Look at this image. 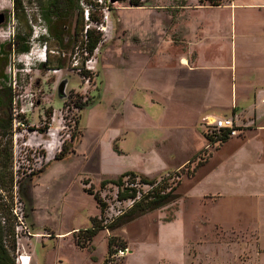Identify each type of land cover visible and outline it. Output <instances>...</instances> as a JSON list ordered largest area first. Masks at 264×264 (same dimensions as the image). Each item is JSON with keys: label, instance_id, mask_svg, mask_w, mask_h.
<instances>
[{"label": "rangeland", "instance_id": "obj_1", "mask_svg": "<svg viewBox=\"0 0 264 264\" xmlns=\"http://www.w3.org/2000/svg\"><path fill=\"white\" fill-rule=\"evenodd\" d=\"M17 1L18 9L13 0H0V14L4 15V22L0 25V90L2 86L10 88L12 95V104L7 112L12 125L7 131L0 132V154L10 156L9 160L0 157V181L5 187L0 189V226H10L9 213L13 216L15 207L18 214L23 215L29 232L30 229L46 231L48 228L57 234L83 228L90 225L91 218L96 216V225L108 227L96 240L95 255L100 259L105 253V235L108 242L112 238L114 250L128 248L120 234L129 243L140 247L144 232L153 231L158 222L167 224L175 221L174 226L178 229L191 228L193 238L205 235L208 239L202 253L200 248L198 254V247L193 244L178 264H238L236 253L231 249L227 251L226 245L217 241L220 236L216 235L214 222L208 223L206 219L210 216L216 220L220 211L206 208L200 202L199 196L206 189L201 175L197 179L187 178L188 171L192 172L201 158H208L222 145L218 141L220 134L206 125L203 133L206 146L187 168H182L181 183L175 192L179 198L175 202L129 223L118 221V217L130 208L131 202L119 201L117 187L107 183L101 188V182L135 173L156 180L157 184L171 175L167 186H174L177 182L174 173L179 171L176 168L193 151L191 141L182 139L178 147L166 145L155 154L149 143L143 151L139 145L141 140L135 133H130L127 141L118 138L121 132L119 124L113 123L112 102L106 92L101 96L103 85L108 86L106 90H111L120 82L116 60L110 53L113 45L110 36L94 55L95 68L78 72L72 66L75 47L82 44L83 23L79 19L78 0L75 9L52 15L46 11V0ZM122 1L121 8L112 9L109 19L115 28L113 37H119L117 44L122 43V36L126 37L124 30L129 31L128 39L131 35L150 39L154 28L147 26L142 31L141 22L157 19L156 12L167 20L172 5L227 7L235 0H145L143 6L138 7L131 6L130 0ZM142 7L145 9H134ZM107 32L100 31L104 36ZM28 34L29 51L19 52ZM56 36H62L63 42L56 40ZM45 46L49 54L47 61L41 59ZM91 105L93 107L90 108ZM79 122L84 136L75 148L80 138ZM50 132L56 134L57 145L47 153L44 147L50 140ZM146 135L145 142H152L147 138L152 133ZM198 141L194 140V148L199 147ZM96 142L98 149L95 148ZM132 180L130 176L125 182H135V188L141 192L149 190L150 186L138 184L140 178ZM126 186L132 187L128 183ZM84 190L99 194L107 206L104 212L101 213L93 196ZM3 220L7 224H3ZM246 221V217L241 218V223ZM238 223L236 221L233 225L230 222L224 226L238 227ZM83 232L74 234L79 243L87 240L88 235ZM18 236L16 249L24 245L33 250L41 262L47 260L50 264H59L56 261L59 259L63 264H91L89 252L79 249L73 237L54 236L49 239L50 236H46L48 239H33L28 245L27 233L20 232ZM4 240L10 247V236ZM159 253L147 257L148 263L159 261ZM124 259L120 263L123 264Z\"/></svg>", "mask_w": 264, "mask_h": 264}, {"label": "crops", "instance_id": "obj_2", "mask_svg": "<svg viewBox=\"0 0 264 264\" xmlns=\"http://www.w3.org/2000/svg\"><path fill=\"white\" fill-rule=\"evenodd\" d=\"M156 14L157 19L141 22L142 31L147 26L154 28L147 40L142 35L128 39L129 31L124 30L127 35L117 44L115 28L108 24L106 37L112 40L110 53L120 82L111 90L103 85L101 96L106 92L112 102L113 123L119 124L120 131L115 129L121 132L117 137L127 141L135 133L143 151L149 143L155 154L160 147H178L182 139L190 140L193 151L176 168L181 170L205 148L207 120L236 118L241 133L214 149L187 178L201 175L206 189L200 202L220 211L216 220L206 219L214 222L220 236L217 241L236 253V263L264 264V0H235L227 7L172 5L167 20ZM78 128L75 148L84 136L80 122ZM149 132L152 135L147 138L152 142H145ZM194 140L199 147L194 148ZM98 145L96 142V149ZM245 217L247 221L241 223ZM94 218L90 225L57 234L48 228L30 229L28 245L33 239H48L46 236L73 237L79 249L89 252L91 264H104L109 252L106 235L105 253L100 259L95 255L96 240L103 231L81 242L82 247L74 235L91 229ZM236 221L238 227L224 226ZM174 222H158L153 231L144 232L140 247L120 234L129 248L123 264H178L193 244L202 253L206 236L195 239L191 228L178 229ZM19 249L30 256V264H50L37 260L34 251L24 245ZM157 252L159 261L148 263L147 257Z\"/></svg>", "mask_w": 264, "mask_h": 264}, {"label": "trees", "instance_id": "obj_3", "mask_svg": "<svg viewBox=\"0 0 264 264\" xmlns=\"http://www.w3.org/2000/svg\"><path fill=\"white\" fill-rule=\"evenodd\" d=\"M16 9L19 8V2L17 0H13ZM46 11L48 15L52 14H59V13H64L66 11H71L72 9L76 8V0H46ZM130 4L132 6H143V3L140 2V0H130ZM78 10H79V0H78ZM79 14V19L83 23V17L81 15V12L78 11ZM46 18V17H45ZM60 35V34H59ZM88 43H87V48L90 53L93 52V50L97 47V45L102 41V34L99 32H96L95 30L89 31L88 33ZM30 34L26 36V39L22 47L19 49V52L25 53L29 51V38ZM59 36H56V40L63 42ZM2 57V54H0V61ZM12 104V95H11V89L10 88H5L2 86V89L0 90V111L4 110L5 108L8 110V106ZM3 112V111H1ZM6 127L0 128L1 130L7 131L12 123V118L7 113V120H6ZM231 137L226 131H221L219 135V140L221 143L226 142L228 139ZM0 157L4 160H9L10 156L6 154H0ZM209 157V155H208ZM208 158H201L199 162L197 163L196 167L192 172L187 173L188 176H192L197 168H199L201 165H203ZM193 162V160L189 161V163L185 166L186 168L188 165H190ZM181 170L175 172V176L177 178V182L174 186H167L168 185V180L171 179V175L169 178L163 179L161 182L158 184L156 183V180H149L146 176L144 175H138L135 173H129L126 176L119 177L117 180H112V181H102L100 186L101 188H104L107 183H111L115 185L118 189L117 192V198L119 201H126V200H133L134 203L132 207H130L126 212H124L121 216L118 217V221H122L124 224L129 223L139 217H142L148 213L154 212L156 210H159L173 202H175L179 196L175 193L177 191V187L181 183V177L183 173ZM12 177V173L9 174ZM132 177V181H135L137 178H140L141 182L138 184L142 185H148L150 186L149 190L146 192H141L135 186L137 185L135 182H125V179L127 177L130 178ZM126 183L130 184L132 187L126 186ZM0 189L3 190L5 189L4 185L0 181ZM87 192L89 195L93 196L94 200L96 201L101 213L105 211L106 209V203H104L99 196V194H94L92 190H84ZM13 198V196H12ZM9 221H10V226L7 228H3L0 226V264H17L15 261V251L17 247V240L15 236V224H14V217L9 213ZM12 221V222H11ZM97 219L94 218L92 220V228L84 231L83 233H86L88 236H86L87 239H90L92 236L96 235L99 231H104L105 229H108V227H102L96 225ZM7 224V222H6ZM1 225V224H0ZM113 227H111V230ZM6 236H10V247L6 244L4 238ZM84 242V241H83ZM77 243L82 247V244L77 241ZM109 246V252L108 256L105 260L104 264H109L110 263V256L115 252L113 249L112 245V238L109 239L108 242ZM115 264H122L120 262L115 263Z\"/></svg>", "mask_w": 264, "mask_h": 264}, {"label": "built area", "instance_id": "obj_4", "mask_svg": "<svg viewBox=\"0 0 264 264\" xmlns=\"http://www.w3.org/2000/svg\"><path fill=\"white\" fill-rule=\"evenodd\" d=\"M145 0H140L143 3ZM122 0L113 2L112 0H79V10L83 17V30L81 33L82 44L77 45L75 47V52L73 53V64L72 66L78 72L89 70L92 71L95 68L96 60H94V55L99 50V47L106 42V36L102 34V41L97 45V47L93 50L92 53L89 52L87 48V43L89 40V31L96 29V32H107L109 19L111 15V11L113 8H121L119 7L122 3ZM130 4V1H129ZM131 5V4H130ZM132 6V5H131ZM83 56H81V55ZM47 47L45 46L43 51L44 61H47L48 57ZM82 59V60H80ZM207 126L211 127L213 130L217 131L219 134L221 131H226L230 137L238 136L241 133L240 128L237 126V120L234 117L227 118H218L214 120H207ZM51 132L48 134L50 135ZM44 149L48 150L46 147ZM132 207L134 201L130 200ZM14 224H15V236L16 240L19 238L18 234L20 232L27 233L30 236L29 229L25 222V219L22 214H18L17 208L12 209ZM5 224V220L2 221ZM107 230V229H106ZM17 256L15 257V261L17 264H24V260L19 255V247L16 249ZM129 254L128 248H121L115 250V252L110 256V263L115 264L120 262L123 258H125Z\"/></svg>", "mask_w": 264, "mask_h": 264}, {"label": "bare ground", "instance_id": "obj_5", "mask_svg": "<svg viewBox=\"0 0 264 264\" xmlns=\"http://www.w3.org/2000/svg\"><path fill=\"white\" fill-rule=\"evenodd\" d=\"M6 4V3H5ZM1 6V5H0ZM2 7V6H1ZM1 32V31H0ZM7 37V36H6ZM5 41V40H4ZM37 57H39V56H37ZM40 59V58H39ZM41 59H43V57L41 58ZM44 61V60H43ZM49 137H50V140L49 141H47V143H46V145H45V147L47 148V150L48 151H50V152H52L54 149H55V147H56V145H57V143H56V141H55V138H56V134L55 133H51L50 135H48ZM56 144H55V143ZM19 255H21V257L23 258V262H24V264H30V256H28L24 251H21L20 249H19Z\"/></svg>", "mask_w": 264, "mask_h": 264}, {"label": "flooded vegetation", "instance_id": "obj_6", "mask_svg": "<svg viewBox=\"0 0 264 264\" xmlns=\"http://www.w3.org/2000/svg\"><path fill=\"white\" fill-rule=\"evenodd\" d=\"M1 111H3V112H1ZM1 111H0V128L6 127V122H7L6 120H7V112H8V110L5 108L4 110H1ZM20 123H21V121H20ZM11 125H12V123H11Z\"/></svg>", "mask_w": 264, "mask_h": 264}, {"label": "water", "instance_id": "obj_7", "mask_svg": "<svg viewBox=\"0 0 264 264\" xmlns=\"http://www.w3.org/2000/svg\"><path fill=\"white\" fill-rule=\"evenodd\" d=\"M113 2L115 1H119V0H112ZM4 22V15L3 14H0V25ZM64 98V97H62Z\"/></svg>", "mask_w": 264, "mask_h": 264}]
</instances>
